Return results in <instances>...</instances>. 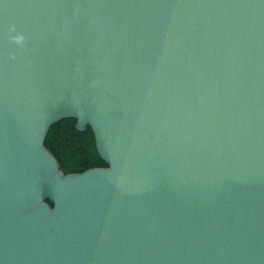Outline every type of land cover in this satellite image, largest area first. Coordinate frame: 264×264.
<instances>
[{
  "label": "water",
  "instance_id": "water-1",
  "mask_svg": "<svg viewBox=\"0 0 264 264\" xmlns=\"http://www.w3.org/2000/svg\"><path fill=\"white\" fill-rule=\"evenodd\" d=\"M0 264H264V0H0Z\"/></svg>",
  "mask_w": 264,
  "mask_h": 264
},
{
  "label": "trees",
  "instance_id": "trees-1",
  "mask_svg": "<svg viewBox=\"0 0 264 264\" xmlns=\"http://www.w3.org/2000/svg\"><path fill=\"white\" fill-rule=\"evenodd\" d=\"M75 118H66L52 125L46 146L56 155L65 172H81L91 167L107 166L100 156L93 129L76 128Z\"/></svg>",
  "mask_w": 264,
  "mask_h": 264
}]
</instances>
